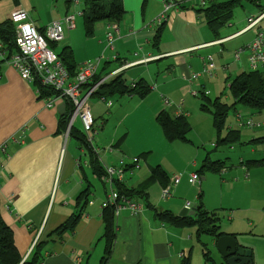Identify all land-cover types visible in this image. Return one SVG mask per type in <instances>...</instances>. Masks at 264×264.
<instances>
[{"label":"crops","instance_id":"obj_1","mask_svg":"<svg viewBox=\"0 0 264 264\" xmlns=\"http://www.w3.org/2000/svg\"><path fill=\"white\" fill-rule=\"evenodd\" d=\"M90 1L0 0V23L8 21L13 25L16 34V24L11 21V15L16 10L23 9L27 12L28 21L37 29L44 30L54 21L63 22L66 15L78 10L79 7L83 13L89 8ZM164 1L122 0L126 11L123 20L119 23L99 21L94 28V31L99 29L103 33L98 41V63L100 66L103 60L104 63L102 67L97 68V73L104 69L103 75L108 77L110 71L123 67L119 74L108 77L107 80L121 74L129 84L140 80L148 82L149 94L139 97L140 101L132 107L135 112L146 109L153 127L155 116L162 110H167L173 116L182 114L187 117L188 122L192 121L193 112L185 106L189 99L206 95L214 99L211 97L213 90L221 89L222 93L224 85H228L232 80V73L236 72L238 76L252 70L248 61L242 62V53L249 54L248 44L244 45L242 41L245 33L220 44H208L241 31L246 24L247 16L264 9L262 0L251 2L258 6L257 11L246 10L247 5L244 4L245 16L243 18L241 15L237 16L236 20L230 21L225 28L231 32L222 35L220 30L215 36L200 10L208 7L211 2L228 0H206L204 6H201L202 0H175L176 7L168 12L167 20L161 26L154 25L153 21L164 10ZM78 16L84 17L83 14L76 15L75 28ZM72 29L65 25V38L62 40L64 45L59 51L56 47L60 42L50 44H54L52 46L57 54L65 46H70L73 50ZM109 31L115 36L113 47L108 45ZM233 39L236 41L233 42ZM0 45H2L0 47L2 217L12 228L15 244L24 260L33 250L35 236L40 234V239L47 238L49 233L75 211L81 209L82 217L75 231L66 233L63 240L50 242L47 245L49 251L45 252V259L40 264H100L106 248V239L103 237L105 232L103 213L106 207L102 204L108 198L110 186L95 172L89 149L80 146L73 136H67V130L61 131V116L66 112L67 103L60 102L55 107H48L47 101L50 98L41 96L37 82L24 80L11 65V56L17 52L15 46L1 36ZM239 50L241 52L236 56ZM232 53L235 54V58L232 57ZM209 56L213 58L215 68L204 73L202 69ZM83 59L85 62L82 63H86L95 58ZM74 61L76 64H82L75 56ZM132 62L135 63L129 65ZM259 69L264 73V64L260 65ZM195 74H200L198 79L194 78ZM205 91H208V94H205ZM217 97H221L219 93L215 98ZM134 98L136 95L130 94L111 95L105 100H101L99 96L91 98V110L95 118L98 139L101 140L100 145H110L106 155H101L99 151L94 154L104 167L132 166L131 159L138 157L147 149L139 146L142 141L140 136H136V139L130 137L133 128L128 120L132 113L127 105L133 103ZM61 104H65L64 113L59 112ZM240 107L234 110L235 119L231 121L230 126H227L226 122L225 128L227 133L229 130L240 131L238 140L229 146L241 142V126L251 130L259 128L244 141V144L260 145L258 148L252 147L248 156L240 158L242 168L250 171L255 166L264 164V111ZM238 113L243 115V122L252 118L255 122H260V126L250 127L241 124L238 121ZM200 117L202 118L201 115ZM204 118L207 127L209 124V136L202 141H208L209 138L212 140L210 123L206 121V117ZM115 119L116 123L111 124ZM77 121L79 122L76 123ZM143 122L146 121L136 117L134 125H141ZM72 126L76 127V130H83L79 118L74 120ZM109 126H112V129L105 132ZM227 133L223 132L221 135L225 137ZM96 145H98L96 140H93V146L97 149ZM132 145L139 147L131 150ZM220 145L222 144L217 140L216 147ZM206 160L219 162L223 170L227 168V162L219 158L212 159L208 155L204 158V161ZM196 163H199L198 160H195L194 164ZM139 166L134 170L129 167L130 170L124 172L121 180L123 185L138 188L155 167L149 162L146 153L143 162L139 158ZM163 170L168 174L166 168L163 167ZM197 173L201 180L205 179L202 177L203 172ZM189 183L199 185L192 183L191 174ZM181 184L180 178L172 188V196L161 199L160 190L163 186L157 182L149 190L150 202L148 200L145 202L146 198L142 197L133 198L144 206L140 213H134L128 208L122 209L118 215L115 213L116 235L106 264H183L186 258H190V264H207L195 226L178 227L156 216L154 208L161 211L169 210L175 215L183 216L181 213L186 208V203L190 201L184 204L178 196L182 192L180 189H184ZM114 189H117L116 185ZM85 191H88V202L82 209L77 200ZM198 198L203 199L202 192ZM204 208L208 211L214 210L207 205H204ZM215 211L221 216L219 209ZM232 219L229 216L227 222L221 224L220 221L222 230L233 235L239 246L251 250L253 264H264V242L263 247L258 244L259 237L264 238V232L256 230L261 227L260 223L264 227V221L259 223L248 219L244 225L238 226ZM200 238L207 244L208 249L211 246L216 247L212 236L203 234ZM196 246H199V249H196ZM209 250L212 256L211 249ZM217 254L218 257H212L217 263H221L223 259L219 252Z\"/></svg>","mask_w":264,"mask_h":264},{"label":"trees","instance_id":"obj_2","mask_svg":"<svg viewBox=\"0 0 264 264\" xmlns=\"http://www.w3.org/2000/svg\"><path fill=\"white\" fill-rule=\"evenodd\" d=\"M254 0H228L224 2H211L210 5L204 9H201L205 16V21L210 26L214 35L217 36L220 30L226 26L234 17V11L237 7L243 6L244 2ZM125 7L122 0H91L89 8L83 12L84 26L86 33L92 35L95 25L99 21H109L111 23H119L123 20L125 15ZM160 30V28H159ZM158 30V31H159ZM0 36L9 41L12 46H15V31L13 25L8 21L0 23ZM53 43V42H52ZM55 43V42H54ZM54 45V44H52ZM51 47L54 49V46ZM17 51V48H16ZM61 61L66 65L68 70L75 74L78 64L74 61V53L70 46H65L60 53H58ZM104 70V69H103ZM103 70L96 73L94 76V82H98L100 79L107 75H103ZM110 71L109 73H111ZM37 87L42 95L52 98L57 92L52 88L37 82ZM228 87L232 95V103L228 104L221 100V97L211 99L210 97L203 96L202 109L210 112L213 117L214 126L218 132L219 144H231L238 140L240 131L229 130L227 136L221 135L222 130L226 127L227 118L229 116L230 109H237L242 106L251 110H257L258 112L264 111V73L260 69L250 70L243 72L232 79ZM150 92L148 82L140 80L132 83H127L123 75H117L114 78L101 83L95 93V96L108 98L109 96H118L124 94L136 95L138 97H145ZM72 111L70 103H67L66 112L61 116V131L67 130V123ZM157 121L160 124L165 136L168 140H182L190 141L188 133L191 126L186 116L180 114L173 116L167 110H162L157 114ZM69 136H73L79 142L80 146L88 148V152L92 157V164L95 172L100 178L103 177L106 170L105 167L94 156L95 151L91 147L87 140L86 134L83 130H76V127L72 126L69 131ZM96 155V154H95ZM145 155V154H144ZM124 170L130 167L133 170L136 168L134 163L132 166H123ZM140 167V166H139ZM203 170H213L220 172L222 165L218 162H212L209 160L204 161ZM170 177L160 166H155L151 170L150 176L138 188H128L123 185L121 180H115V185L118 192L122 195H126L131 198H146L144 201H149L148 194L151 186L155 183H160L163 187L170 183ZM87 192L81 193L78 197L77 203L83 207L88 202ZM150 202V201H149ZM196 216H179L175 215L169 210L161 211L158 208H154L156 216L161 218L167 223L182 227V226H195L197 228V236L203 246V254L207 264H226L225 261L217 263L211 256L210 250L206 243H203L200 236L203 234L212 236V238L220 237L226 234L221 228V216L215 210L208 211L204 208L202 200L199 204L195 205ZM82 217V210L75 211L65 222H63L58 228L47 235V238L40 239L33 248L30 255L23 260V257L19 253V250L15 244L14 234L12 228L6 223L1 214V202H0V264H40L45 259V252L48 250V244L50 242L60 241L64 239L66 233H72L75 231L80 219ZM103 220L105 222V232L103 237L106 239L105 253L101 258L100 264H106L111 253L114 239L116 235V216L114 206L106 207L103 213ZM183 264H190V258L183 260Z\"/></svg>","mask_w":264,"mask_h":264},{"label":"rangeland","instance_id":"obj_3","mask_svg":"<svg viewBox=\"0 0 264 264\" xmlns=\"http://www.w3.org/2000/svg\"><path fill=\"white\" fill-rule=\"evenodd\" d=\"M264 5V0H262ZM247 5L246 10L255 11L258 6L255 4L246 1L244 3ZM79 7L77 12L80 11ZM257 11V10H256ZM244 7L239 6L235 10V15L231 21H235L237 16L243 18L244 15ZM254 14V13H253ZM246 26V24H245ZM244 26V27H245ZM228 25L224 26L221 29L222 35H227L231 31H226ZM103 33L96 29L92 35H88L84 26V18L82 16L77 17V27L72 29V44H73V53L76 58H78V62H85L83 58H95L91 59V61H86L90 63H98V41L102 37ZM255 36V29L246 32L242 36V41L244 45L250 44ZM236 39V38H234ZM233 39V40H234ZM232 41V40H231ZM234 40L233 42H235ZM64 45L63 41H60L56 50L59 51ZM243 45V46H244ZM242 46V47H243ZM240 51V50H239ZM248 51V50H246ZM233 58H235V54H231ZM248 53H242L243 63H247ZM80 59V61H79ZM84 60V61H81ZM103 60V58H101ZM249 62V61H248ZM101 63V61H100ZM104 60L100 66L102 67ZM79 64V63H78ZM236 72L232 73L231 79L236 77ZM220 94L221 100L228 104L232 103V95L228 85H224L221 93L220 90H216L212 92L211 97L215 98L217 94ZM203 96L198 98L189 99L188 102L185 103L187 109L192 113V121L189 120L191 129L188 133V137L191 141H182V140H174L170 141L165 136L160 124L157 121V115L154 119V127L151 125V119L149 120V114L146 109H141L139 112H135L132 107L133 104L140 101V98L136 96L134 98L133 103L127 108L131 109V117L128 120L129 124L132 126V131L130 133V137L132 139H136V136L141 137V144L139 146L146 147V151L139 154V158L143 162L144 154L146 153L149 162L154 164L155 166L164 167L168 170V174L170 178L172 176H178L181 178L182 184L181 187L184 189H180L182 192L178 194L180 198L183 200L185 204L187 201L192 203V208L195 207L196 204H199L202 200L204 205H207L208 208L211 209H219L221 213V224L222 222H227L229 216L234 219V223L238 226L244 225L245 221L248 219L256 220L257 222L264 221V164L255 166L250 171L247 168H242L240 164V158L242 156L246 157L249 155V149L252 147L258 148L260 144H255L251 146L250 144H244V141L248 140L252 136L255 130H259V128L251 130L246 127L240 128L241 130V142H236L232 146L230 144H222L216 147V143L218 140V132L213 125L212 115L210 112L202 109ZM118 101V100H117ZM150 101V100H149ZM182 105V104H181ZM243 108L244 107H240ZM170 109V108H169ZM202 116V118L200 117ZM191 116V115H190ZM208 123H210V130L213 135L212 140L202 141V139L207 138L209 136V124L204 123L205 118ZM136 117H141L144 121L141 125H134V120ZM117 119V118H116ZM116 119L111 121L112 123H116ZM152 119V122H153ZM235 119L234 109H230L229 116L227 118V126H230L231 121ZM255 120V119H254ZM257 121V120H256ZM77 121L76 123H78ZM207 123V122H206ZM112 126L107 127L106 131H110ZM227 133V128L222 130V134ZM99 135L96 134L95 139L97 144V151L100 154H107L109 151L110 145H100L101 140L98 139ZM137 141V140H136ZM139 146L132 145L131 150L137 148ZM96 148V147H95ZM233 148V149H232ZM210 156L212 159L219 158L227 162V168L222 169L220 172H216L213 170H203L202 165L204 162V158L206 156ZM134 157V156H133ZM246 159V158H245ZM195 160H198V164H194ZM133 163V158L131 159ZM251 168V167H250ZM128 169L127 171H129ZM203 172L202 177L204 180H201V186L193 185L189 183V176L193 172ZM227 171V172H226ZM162 189L160 192V198L162 199ZM200 192L203 193V199L198 198ZM164 199V198H163ZM232 219V220H233ZM231 222V220H229ZM257 228L256 230H261L257 232H264V227L262 226ZM264 225V224H263ZM256 228V227H255ZM208 237V236H206ZM264 238L259 237V243L263 247ZM196 249H199V246H196ZM211 253L213 257H218V250L216 247L211 246Z\"/></svg>","mask_w":264,"mask_h":264},{"label":"built area","instance_id":"obj_4","mask_svg":"<svg viewBox=\"0 0 264 264\" xmlns=\"http://www.w3.org/2000/svg\"><path fill=\"white\" fill-rule=\"evenodd\" d=\"M206 4V0L201 1V6ZM176 7L175 0H165L164 10L153 21L154 25L161 26L168 18V12ZM77 14H83L82 11H71L64 21H54L46 26L44 30H39L30 21H28L27 12L18 9L11 15V21L16 24L15 43L17 52L11 56V65L16 68L21 77L27 81H36L42 85L52 87L57 94L47 101L48 107H55L58 103H70L72 111L69 117V124L66 135L74 123L79 118L87 140L92 145L94 151L97 149L93 146V140L97 134L95 129V118L91 110V98L101 83L108 77L119 74L123 67L113 70L109 76L103 77L98 82H94V76L97 73L98 63H82L78 64L77 71L72 74L66 65L61 61L59 55L51 47L52 42H60L65 38V25L68 28H75V18ZM255 29V36L252 42L247 46L249 50L248 61L252 70L259 69L264 64V9L256 14H250L246 19V26L239 32L225 38L217 39L208 45L220 44L233 38L239 34H243ZM108 45L113 47L115 36L112 31L107 32ZM2 47V45H0ZM238 51L236 56H239ZM140 61V60H139ZM135 62L129 63V65ZM128 65V66H129ZM215 68L213 58L209 56L205 62L202 71L204 73L211 72ZM200 74H195L194 78L198 79ZM1 79V76H0ZM134 85V83H133ZM206 92V93H205ZM208 94V91H205ZM197 95V93H194ZM106 98L101 97V100ZM109 105L111 104L108 103ZM238 121L247 126H260V122H255L252 118H248L243 122V115H237ZM98 152V151H97ZM136 168L139 167V158H133ZM104 181L110 186L108 198L103 202V207L114 206L115 213L118 215L122 209H130L134 213H140L144 206L138 201L126 195H122L117 189H114L115 180H122L125 172L124 167H105ZM180 178L174 176L170 179V183L163 187L162 197L169 198L172 196V188L179 182ZM192 183H200V175L197 172L191 173ZM190 202L186 203L187 209H192ZM40 240V234L35 236L32 249Z\"/></svg>","mask_w":264,"mask_h":264},{"label":"water","instance_id":"obj_5","mask_svg":"<svg viewBox=\"0 0 264 264\" xmlns=\"http://www.w3.org/2000/svg\"><path fill=\"white\" fill-rule=\"evenodd\" d=\"M59 112H65V104L59 106ZM181 215L196 216V208H184ZM215 246L220 256L226 264H253L252 253L250 249L239 246L236 238L230 234H224L220 237H215Z\"/></svg>","mask_w":264,"mask_h":264}]
</instances>
